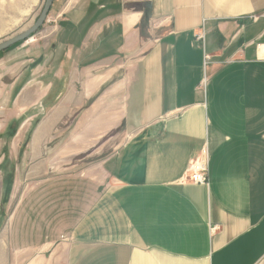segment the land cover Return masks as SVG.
<instances>
[{
  "label": "crops",
  "instance_id": "crops-1",
  "mask_svg": "<svg viewBox=\"0 0 264 264\" xmlns=\"http://www.w3.org/2000/svg\"><path fill=\"white\" fill-rule=\"evenodd\" d=\"M58 12L62 38L50 41L66 53L51 65L68 72L47 88L60 95L46 125L76 109L86 127L57 156L109 125L127 138L87 178L3 179L0 264H257L264 0H64ZM36 132L25 157L38 155ZM204 147L208 179L196 184L186 174Z\"/></svg>",
  "mask_w": 264,
  "mask_h": 264
},
{
  "label": "rangeland",
  "instance_id": "rangeland-1",
  "mask_svg": "<svg viewBox=\"0 0 264 264\" xmlns=\"http://www.w3.org/2000/svg\"><path fill=\"white\" fill-rule=\"evenodd\" d=\"M63 1L52 0L45 19L34 32L0 50V241L1 229L7 221V215H10L7 212V201L11 188L5 190L1 187L3 179L12 186L13 181L24 180L25 184H29L35 177L36 180H45L55 175V172L87 178L91 172L98 170L103 155H108L127 138L123 125H109L98 134L90 132L89 138L85 137L79 146L85 148L83 152L57 156L61 155V150L69 148L66 145L69 141L64 144L63 140L67 136L72 138L78 132L83 134L77 128L86 127L76 123L83 113L76 109L64 113L56 121L58 123L46 125L51 119V107L57 103L60 95L56 91L47 92V88L53 83L56 84L54 89H59L65 79H60V75L68 72L64 63L61 68H56L55 61L51 65L55 53L63 55V59L66 53L59 45L52 47L50 41L56 34L62 38L64 20L58 9ZM45 3L46 0H0V44L30 29L42 13ZM60 26L62 29H59ZM96 95L90 97V105ZM35 132L39 133L41 139L36 145L38 155L33 157L26 153L25 157V151L34 146L32 142ZM75 146L78 147V144ZM103 148L106 152L98 153ZM51 152L54 156L50 155ZM52 160L54 167L50 165L53 164ZM38 167H42L41 174L29 172ZM22 191L18 189L17 195ZM13 206L12 202L9 210ZM257 264H264V257Z\"/></svg>",
  "mask_w": 264,
  "mask_h": 264
},
{
  "label": "built area",
  "instance_id": "built-area-1",
  "mask_svg": "<svg viewBox=\"0 0 264 264\" xmlns=\"http://www.w3.org/2000/svg\"><path fill=\"white\" fill-rule=\"evenodd\" d=\"M202 35H197V38H201ZM264 47L258 45V49ZM207 57V56H206ZM186 177L189 181L196 184H205L208 179V165H207V149L204 147L200 151L199 155L189 164Z\"/></svg>",
  "mask_w": 264,
  "mask_h": 264
},
{
  "label": "water",
  "instance_id": "water-1",
  "mask_svg": "<svg viewBox=\"0 0 264 264\" xmlns=\"http://www.w3.org/2000/svg\"><path fill=\"white\" fill-rule=\"evenodd\" d=\"M51 2H52V0H46L45 7H44L42 13L40 14V16L38 17V19L36 20V22L34 23V25L30 29H28L23 34L15 36L11 40L0 44V50L4 49L5 47L9 46L10 44L16 42L17 40L25 38L29 33L34 32L41 25L43 20L45 19L47 12L51 6Z\"/></svg>",
  "mask_w": 264,
  "mask_h": 264
},
{
  "label": "bare ground",
  "instance_id": "bare-ground-1",
  "mask_svg": "<svg viewBox=\"0 0 264 264\" xmlns=\"http://www.w3.org/2000/svg\"><path fill=\"white\" fill-rule=\"evenodd\" d=\"M261 48H263V49H264V47H261Z\"/></svg>",
  "mask_w": 264,
  "mask_h": 264
}]
</instances>
